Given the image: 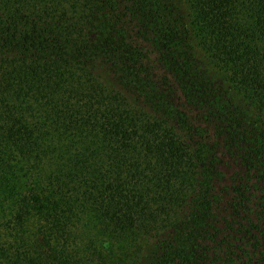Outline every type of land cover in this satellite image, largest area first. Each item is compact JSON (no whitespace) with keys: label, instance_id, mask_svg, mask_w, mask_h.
Returning <instances> with one entry per match:
<instances>
[{"label":"trees","instance_id":"obj_1","mask_svg":"<svg viewBox=\"0 0 264 264\" xmlns=\"http://www.w3.org/2000/svg\"><path fill=\"white\" fill-rule=\"evenodd\" d=\"M0 264H264V0H0Z\"/></svg>","mask_w":264,"mask_h":264},{"label":"rangeland","instance_id":"obj_2","mask_svg":"<svg viewBox=\"0 0 264 264\" xmlns=\"http://www.w3.org/2000/svg\"><path fill=\"white\" fill-rule=\"evenodd\" d=\"M176 1H178V2H179L180 0H176ZM107 77H108V76H107ZM109 80H110V79H109Z\"/></svg>","mask_w":264,"mask_h":264}]
</instances>
